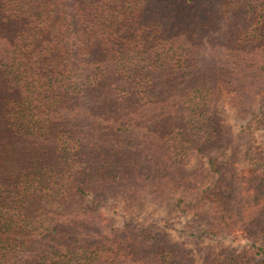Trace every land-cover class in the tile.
<instances>
[{
    "label": "trees",
    "instance_id": "1",
    "mask_svg": "<svg viewBox=\"0 0 264 264\" xmlns=\"http://www.w3.org/2000/svg\"><path fill=\"white\" fill-rule=\"evenodd\" d=\"M223 95L264 99V0H0V264H193L164 233L121 237L85 195L183 172L221 142ZM207 164L202 234L263 244L203 264H264V185L234 200L215 190L242 193L245 171Z\"/></svg>",
    "mask_w": 264,
    "mask_h": 264
},
{
    "label": "rangeland",
    "instance_id": "2",
    "mask_svg": "<svg viewBox=\"0 0 264 264\" xmlns=\"http://www.w3.org/2000/svg\"><path fill=\"white\" fill-rule=\"evenodd\" d=\"M220 124L221 142L211 146L204 154L194 152L188 163L178 175H172L168 181L158 182L138 177L127 188L99 187L91 193H86L85 201L90 203L99 197L102 201L98 214L107 222V227H113L126 238L133 234L135 240L141 230H153L164 233L168 243L182 246L191 251L193 264H203L210 253L220 248L230 247L237 250L259 247L263 244L253 234L218 236L206 238L202 231L212 223L211 204L205 202L197 205L200 195L207 188H214L216 175L208 167V159L223 163H232L237 171H245L244 179L249 185L238 186L241 178H234L227 188L219 187L217 191H231L232 199L239 200L252 197L262 191L264 185V99L242 98L233 103L227 96L221 97L210 105ZM201 143V142H199ZM196 151V150H195ZM253 169L254 174L246 171ZM191 178H186L189 177ZM258 191V193H257ZM244 195V197H236ZM125 197H134L129 204ZM181 203V208L177 204ZM130 205V206H129ZM184 207V208H183ZM104 226V228L106 227ZM140 247L148 243L136 241ZM224 246V247H223Z\"/></svg>",
    "mask_w": 264,
    "mask_h": 264
}]
</instances>
